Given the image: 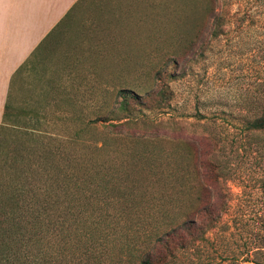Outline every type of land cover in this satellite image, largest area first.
I'll list each match as a JSON object with an SVG mask.
<instances>
[{"label":"rangeland","instance_id":"rangeland-1","mask_svg":"<svg viewBox=\"0 0 264 264\" xmlns=\"http://www.w3.org/2000/svg\"><path fill=\"white\" fill-rule=\"evenodd\" d=\"M12 105L16 143L11 149L0 135L7 142L0 153L16 150L22 162L0 164V175L39 174L31 183L41 189L53 161L75 181L103 171L111 213L126 227L119 235L128 237L129 261L122 264H138L168 222L165 177L180 170L200 173L226 211L208 242L178 252L171 264L258 258L264 130L247 122L264 109V0H87L51 48L34 57ZM104 142L106 152L94 155ZM156 173L159 181L135 180ZM133 190L136 197H124Z\"/></svg>","mask_w":264,"mask_h":264},{"label":"trees","instance_id":"trees-1","mask_svg":"<svg viewBox=\"0 0 264 264\" xmlns=\"http://www.w3.org/2000/svg\"><path fill=\"white\" fill-rule=\"evenodd\" d=\"M85 1L87 0L78 1L32 56L15 72L10 84L4 121L0 123L1 138L8 139L9 148L12 149L16 143L12 126L8 123L13 109L15 89L18 88L34 57L42 50L51 48L68 21L73 18L80 3ZM222 26V23H218L219 31L215 32V37L221 34ZM119 90L127 102L128 93ZM247 123L248 129L263 131L264 109ZM114 126L121 128V125ZM93 128L95 129V126H92V130ZM118 133L121 131H116L114 135L118 137ZM114 135L109 137L114 138ZM79 136L80 133L77 132L72 138L69 137L70 143H76ZM2 143L5 146L7 144L5 141ZM104 143L100 148L95 146L94 155L99 157L101 153L106 152L105 145L108 143ZM13 158L22 162L16 150L13 156L12 151L5 155L0 153V164L5 167L11 164L9 161ZM99 161L100 158L96 160L97 163ZM52 163V171L46 175V179H42V190L36 181L31 183L34 176L36 179L40 178L39 174L31 173L34 176L28 174L25 178L21 174L15 178L5 173L0 175V264L127 263L129 256L124 255V249L129 246L128 237L125 236L124 241L119 235L125 233L123 230L126 227L120 226L111 213L112 192L108 191L104 182L107 174L100 170L92 175L84 172L83 181H75L63 171L56 172V164L54 161ZM158 175H140L136 176L135 180H144L145 183L148 180L159 181ZM165 178L166 190L163 193H166V199H171L172 202L162 218L167 217L169 220L164 227L158 229L149 247L136 256L138 264H171L178 252L190 249L198 243L208 242L209 234L218 227L226 211L224 203H213L211 191L201 184L200 173L170 171ZM27 182L32 187H28ZM75 182L83 184L76 185ZM72 184L75 186L72 187ZM86 189H89V194ZM147 194L142 193L139 198ZM137 195L133 190L124 197L129 196L128 199L132 200L133 196ZM101 200L103 201L100 202ZM127 207L126 204L122 206L120 217L123 221L128 219ZM256 256L258 258H249L243 262L237 259L230 264H264V247L256 252Z\"/></svg>","mask_w":264,"mask_h":264},{"label":"crops","instance_id":"crops-1","mask_svg":"<svg viewBox=\"0 0 264 264\" xmlns=\"http://www.w3.org/2000/svg\"><path fill=\"white\" fill-rule=\"evenodd\" d=\"M80 0H0V123L11 80Z\"/></svg>","mask_w":264,"mask_h":264}]
</instances>
